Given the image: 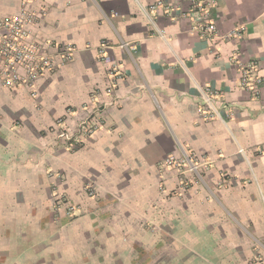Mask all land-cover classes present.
<instances>
[{"label": "crops", "instance_id": "1", "mask_svg": "<svg viewBox=\"0 0 264 264\" xmlns=\"http://www.w3.org/2000/svg\"><path fill=\"white\" fill-rule=\"evenodd\" d=\"M158 1L35 3L49 9L37 35L77 51L38 80L36 96L0 85V264H264V85L257 95L243 87L237 63L257 62L264 76V0H213L207 38L191 0H162L171 8L151 16L167 41L141 9ZM20 8L0 0V18ZM112 64L121 79L102 128L57 145V119L74 110L77 135L81 106L109 84ZM198 86L216 93L220 117L200 114ZM181 146L211 158L209 190H181L161 170ZM56 191L74 214L57 210Z\"/></svg>", "mask_w": 264, "mask_h": 264}, {"label": "built area", "instance_id": "2", "mask_svg": "<svg viewBox=\"0 0 264 264\" xmlns=\"http://www.w3.org/2000/svg\"><path fill=\"white\" fill-rule=\"evenodd\" d=\"M40 0H21L19 11L7 14L0 18V85L5 88L24 87L32 96L37 94V82L46 73H52L65 66L77 51V47L69 42H56L49 38H41L37 35V28L49 15L46 6L35 7ZM193 8L203 16L201 24V36L210 37L217 32L215 22L211 17V8L215 4L213 0H191ZM158 7L171 8L161 0L150 6L141 5L143 13L149 18L154 31L165 41L167 33L159 28L151 12ZM173 7V6H172ZM169 11V10H168ZM183 16L187 14L183 13ZM108 42L103 40L98 48V59L106 61ZM120 47L129 48V43L122 42ZM241 72V85L258 94L260 87L264 85V76L259 71L257 62L242 64L237 62ZM109 84L104 89L95 90L90 101L84 103L81 108L85 115L78 122V131L75 135L67 126L69 116L75 111L67 109L63 117L56 121L55 140L57 145H68L70 142H82L85 138L94 135L102 128L101 116L112 103L118 81L121 79L120 67L112 64L108 72ZM203 107L200 114L206 119L220 117V110L215 103L216 93L210 86H198ZM180 156L173 153L167 154L160 162L161 170L176 172L181 190H186L195 185H202L209 190L205 181L204 171L208 169L212 160L207 154H198L181 146ZM242 152V149H240ZM85 190L92 197L96 195L97 188L93 184H87ZM57 210L66 209L74 214L77 207L69 201V197L60 191H56Z\"/></svg>", "mask_w": 264, "mask_h": 264}]
</instances>
